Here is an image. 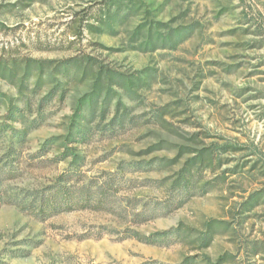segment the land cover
<instances>
[{
    "label": "rangeland",
    "instance_id": "374dc122",
    "mask_svg": "<svg viewBox=\"0 0 264 264\" xmlns=\"http://www.w3.org/2000/svg\"><path fill=\"white\" fill-rule=\"evenodd\" d=\"M152 260L264 264V0H0V264Z\"/></svg>",
    "mask_w": 264,
    "mask_h": 264
},
{
    "label": "trees",
    "instance_id": "16d2710c",
    "mask_svg": "<svg viewBox=\"0 0 264 264\" xmlns=\"http://www.w3.org/2000/svg\"><path fill=\"white\" fill-rule=\"evenodd\" d=\"M74 171H69L66 175L60 174L57 181L49 186L48 191L32 194L27 209L35 212L41 220L50 216L57 215L65 211L77 209H109L113 203V195L110 184H100L93 188L92 185L83 184L77 187L68 184V178ZM26 208V207H25ZM169 210V209H168ZM142 212L136 213V216L143 217ZM148 220L151 217H143ZM166 234L170 231H166ZM140 264H162L156 261H144Z\"/></svg>",
    "mask_w": 264,
    "mask_h": 264
}]
</instances>
